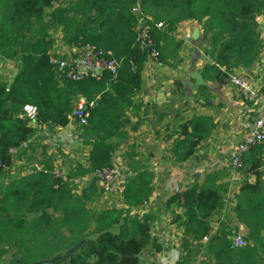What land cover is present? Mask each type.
Here are the masks:
<instances>
[{"label": "trees", "instance_id": "obj_1", "mask_svg": "<svg viewBox=\"0 0 264 264\" xmlns=\"http://www.w3.org/2000/svg\"><path fill=\"white\" fill-rule=\"evenodd\" d=\"M137 2L149 22L163 23L152 29V36L165 65L178 62L182 41L173 37L177 25L201 23L208 59L199 70L203 83L196 84L200 94L192 96L193 102L200 105L205 82L223 83L234 70L258 68L264 75V37L257 20L264 18V0H0V62L13 61L16 69L10 81L0 77V174L13 164V150H32L35 126L66 127L78 96L95 103L87 123L75 124L81 142L89 147L85 170L112 166L113 151L129 138L126 111L141 90L147 58L136 37L132 6ZM54 31L61 33L64 44L109 50L121 61L117 75L60 80L49 63ZM173 84L171 95L186 86L178 78ZM25 104L37 107L33 122L21 116ZM214 128L207 116L185 117L175 110L161 136L169 141L166 152L172 162L193 157ZM261 148L252 147L243 155L245 173L255 174L256 180L241 182L233 209L243 227V246L230 245L231 231L238 227L227 220L212 224L224 205L222 174L206 172L169 196L167 207L181 208L174 220L182 225L179 246L184 263L264 264ZM125 156L131 174L120 207L95 209L92 204L100 193L96 179L91 176L76 193L68 178L53 175L51 155L37 161L26 176L0 186V264H139L143 251H160L151 232L153 214L138 211L152 194L153 174L134 160L133 147Z\"/></svg>", "mask_w": 264, "mask_h": 264}, {"label": "crops", "instance_id": "obj_2", "mask_svg": "<svg viewBox=\"0 0 264 264\" xmlns=\"http://www.w3.org/2000/svg\"><path fill=\"white\" fill-rule=\"evenodd\" d=\"M182 30L189 31L190 38L188 40L179 38ZM58 36L59 39H56L55 43L58 42L62 45L59 31ZM173 37L182 41L178 58L175 59L178 62L169 60V65H165L149 57L146 58L141 72V90L134 95L133 103L126 111L129 125L125 128L128 131L129 138L112 153V165L122 170L128 166L129 161L125 154L129 147H133L134 160L139 161L153 174L152 194L143 206L138 207V211L139 213L153 214L155 220L151 232L160 242L161 250L154 253L143 251L140 255L139 264H167L180 257L182 251L179 246V237L182 234V225L174 219L177 214H181V208L178 206L174 208L169 206V208L166 201L171 194L185 189L194 183L197 178L200 180L206 172L215 171L222 174L223 177L220 182L226 185L223 192L224 205L220 212L213 215V226H217L222 220H227L232 226L238 227V230L243 234V227L233 214L237 201L236 195L239 193L242 181H227V158L230 148L243 137L247 130L254 105L251 102L243 101L239 92L231 86L228 79L223 83L205 82L206 89L201 92L198 99L200 105L193 102L192 99V101L187 99L188 103L183 101L185 99L183 98L184 92L189 85L192 86L198 82L195 75L199 73L200 68L208 59L205 53H202L200 58H195L193 68H196L197 71H193V69H190V56H192V52H196L199 41L205 45L206 43L201 23L197 21L180 22L173 31ZM15 71L13 61L0 62L1 78L10 81ZM234 71L247 74L251 82L260 88L262 92L264 91V75L261 69H238ZM184 74L187 76V81L182 79ZM177 78L188 86L178 95H171L174 89L173 80ZM190 92L192 96L200 94L196 87H191ZM159 93L162 94L161 97H158ZM177 98L179 100H176ZM166 107L168 109H164ZM171 109L172 111H170ZM175 110L181 111L182 116L185 117H189L191 114H202L211 118L215 124V128L209 136L200 142L194 156L182 163L172 162L170 153L166 152L169 141L164 142L161 138L163 129L172 119ZM134 124L137 127L130 129V126ZM35 128L36 133L30 147L32 150L26 151L24 154H19L16 150L12 151L14 154L13 164L0 174V186L4 187L9 182L26 176L34 166L39 164L37 161L44 162L45 156L51 155L53 167L59 166L67 169L69 173L67 178L74 191L78 193L81 188L87 185L89 180V176L84 170L81 173V169H86L88 165L89 147L78 138L80 135L75 128V124L64 128L55 127L51 130L39 126H35ZM52 133L55 136L52 137ZM89 138H93V136H89ZM259 145L262 148L258 156L261 160H264V143ZM43 147L45 151H43ZM164 157L166 159H163ZM263 170L264 166L258 168V171L262 172ZM242 176V180L247 179L251 182L256 180L255 174H246L244 170ZM259 179L264 183V173L261 174ZM108 205L110 204L108 203ZM112 205L122 206V197H118V200ZM170 209H173V211Z\"/></svg>", "mask_w": 264, "mask_h": 264}, {"label": "built area", "instance_id": "obj_3", "mask_svg": "<svg viewBox=\"0 0 264 264\" xmlns=\"http://www.w3.org/2000/svg\"><path fill=\"white\" fill-rule=\"evenodd\" d=\"M132 12L136 14L135 30L139 45L146 50L147 57L156 62H161L159 49L153 40L152 29L161 28L163 23L149 22L148 16L140 11L138 2L132 6ZM179 38L188 40L190 38L189 31L182 30ZM49 63L60 80L66 78L71 81H79L89 77L97 80L103 73H108L115 77L121 65V61L115 59L109 50L96 48L90 44L78 46L64 44L63 42L62 45L60 43L57 44V47L54 45L49 53ZM228 80L231 86L239 92L243 101L251 102L254 105L247 130L243 137L230 148L228 153L227 181L236 182L243 181V155L252 147L264 143V91L262 92L260 88L255 86L249 76L243 72L233 71L229 75ZM94 104V101H87L78 96L71 113L68 115L67 126L86 124L90 116L89 108H92ZM36 113L37 107L35 105L25 104L22 107L21 116L29 122H33ZM52 173L55 177L63 176L55 168ZM130 174L128 167L120 170L113 165L95 168L91 172L103 194L117 197H122ZM205 240L206 237L202 241L204 242ZM245 243L243 234L235 228L232 229L230 237L231 247L238 248ZM167 264L191 263H184L180 255L178 259Z\"/></svg>", "mask_w": 264, "mask_h": 264}, {"label": "rangeland", "instance_id": "obj_4", "mask_svg": "<svg viewBox=\"0 0 264 264\" xmlns=\"http://www.w3.org/2000/svg\"><path fill=\"white\" fill-rule=\"evenodd\" d=\"M257 20H258V22H259V27H260V30H261V34H262V37H264V18L262 17V16H258V18H257ZM53 35H54V37L56 38V39H59L58 37V31H54L53 32ZM203 42H204V40H203ZM57 44H58V42H56L55 43V45L57 46ZM198 46H199V48H198ZM205 49H206V46H205V44L204 43H202L201 41H199V43L197 44V48H196V52H192V56H190V59H189V61L191 62V65H190V69H193V71H197V69L196 68H193V65H194V61H195V58H200V56H201V54L202 53H205ZM200 51V52H199ZM190 69H189V71H190ZM185 72V71H184ZM186 73V72H185ZM253 76V75H252ZM186 75L184 74V75H182V79L184 80V81H187V79H186ZM188 85L186 84V86H185V88L184 89H186V87H187ZM195 88L196 87V84H193L192 86H188L187 87V89H186V91L184 92V95H183V98H185V99H183V101H186L187 103H188V100L187 99H192L193 100V97H192V95H191V92H190V88ZM189 89V90H188ZM176 100H179L178 98L176 99ZM191 100V101H192ZM176 103H178V101H176ZM180 109V108H179ZM170 111H172V109L170 110ZM40 132H42V133H44L43 131H40ZM75 133H76V131H75ZM54 133H52L51 135H52V137L53 136H55V134L53 135ZM77 134V133H76ZM44 136V135H43ZM79 136V135H78ZM79 139H80V136L78 137ZM81 140V139H80ZM55 169L56 170H58V172L61 174V175H63V176H65L66 178L68 177L67 175H69V173L67 172V169H65V168H61V167H59V166H57V167H55ZM85 171L87 174H88V176H89V178L92 176L91 175V173H88L86 170H85V168L84 169H81V173H82V171ZM118 200V197L117 196H114V195H107V194H103L101 191H100V193L97 195V197H96V199H95V201H94V203L92 204V206L95 208V209H100V208H102V207H107V206H111V204H114V202H116ZM111 201V202H110ZM108 203L110 204V205H108ZM112 206H114V205H112ZM62 257V256H61Z\"/></svg>", "mask_w": 264, "mask_h": 264}, {"label": "water", "instance_id": "obj_5", "mask_svg": "<svg viewBox=\"0 0 264 264\" xmlns=\"http://www.w3.org/2000/svg\"><path fill=\"white\" fill-rule=\"evenodd\" d=\"M195 77L198 79V82H197L196 84H201V83H203V80H202V82L200 83V81H201V79H202L200 73H196ZM197 79H196V80H197ZM161 96H162V94L159 93V94H158V97H161Z\"/></svg>", "mask_w": 264, "mask_h": 264}]
</instances>
